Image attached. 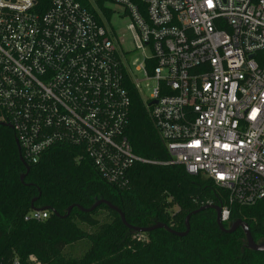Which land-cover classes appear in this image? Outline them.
<instances>
[{
	"label": "built area",
	"instance_id": "built-area-1",
	"mask_svg": "<svg viewBox=\"0 0 264 264\" xmlns=\"http://www.w3.org/2000/svg\"><path fill=\"white\" fill-rule=\"evenodd\" d=\"M108 3L129 20L133 48ZM142 82L154 83L149 96ZM132 90L166 162L128 139ZM0 125L27 164L70 146L120 188L137 164L183 165L227 192L228 223L233 205L264 202V0H0Z\"/></svg>",
	"mask_w": 264,
	"mask_h": 264
},
{
	"label": "trees",
	"instance_id": "trees-1",
	"mask_svg": "<svg viewBox=\"0 0 264 264\" xmlns=\"http://www.w3.org/2000/svg\"><path fill=\"white\" fill-rule=\"evenodd\" d=\"M131 95L127 136L134 151L152 161H168L141 96L135 90ZM79 154L70 146L53 147L37 164L27 165L22 181L27 166L16 134L0 125V264H264V251L247 247L242 228L223 232L212 208L194 214L227 197L204 175L190 174L183 165L137 164L128 185L120 188L107 183L89 159L78 161ZM100 200L117 207L127 224L106 203L91 213L82 211ZM33 207L48 209V218L26 221ZM189 215L185 237L166 228L135 230L163 224L183 233ZM238 220L248 224L256 243H264V202L233 205L224 226Z\"/></svg>",
	"mask_w": 264,
	"mask_h": 264
},
{
	"label": "water",
	"instance_id": "water-1",
	"mask_svg": "<svg viewBox=\"0 0 264 264\" xmlns=\"http://www.w3.org/2000/svg\"><path fill=\"white\" fill-rule=\"evenodd\" d=\"M5 127H8L11 129V126L9 125H3ZM16 143L18 145V148H19V152H20V155H21V159L22 161L24 162V164L27 166L28 164L25 162L23 156H22V152H21V148H20V145H19V142L18 140L16 139ZM29 173V167L27 166L26 167V173L21 177V180L24 181L27 174ZM103 203H106L108 204V206L113 209L114 211L118 212L123 220V222L125 224L126 223V219H125V216L124 214L117 208L115 207L114 205H112L111 203L105 201V200H100L99 202L95 203L91 208L89 209H82V211L84 212H88V213H91L93 211H95L101 204ZM74 208V206H71L69 209H68V212L67 214L64 216V218L68 217L72 211V209ZM208 208H212L216 211L217 213V222H218V225L220 227V229L225 232V233H228V234H231L233 232H235L237 229L239 228H242L246 234V238H247V247L251 250H254V251H258V252H261V251H264V243L262 244H258L254 241V239L252 238V235H251V232H250V228L248 226L247 223H245L244 221L242 220H238V221H235L232 223V225L229 227V228H226L224 226V224L222 223L221 221V210H222V206L220 205H208V206H204L202 208H200L199 210H197L196 212H194V214H197L198 212H201L205 209H208ZM33 210H39L38 208H35L33 207L32 208ZM42 211H46L48 209L46 208H41ZM190 218H191V215H189L186 219V225H187V230L186 232H183V233H179V232H176V231H173L171 230L169 227H166L165 225L163 224H156L150 228H146V229H138V228H135L136 231H140V232H151L153 230H156V229H159V228H166L170 233L174 234V235H177L179 237H185L189 234L190 232Z\"/></svg>",
	"mask_w": 264,
	"mask_h": 264
},
{
	"label": "rangeland",
	"instance_id": "rangeland-1",
	"mask_svg": "<svg viewBox=\"0 0 264 264\" xmlns=\"http://www.w3.org/2000/svg\"><path fill=\"white\" fill-rule=\"evenodd\" d=\"M109 7L114 10V13L112 14V24L116 30V33L121 41L124 42V44L127 46V48H133V45L131 44V36L130 33L127 30V25L129 20L121 14L122 9L120 6L115 5L113 3H108ZM140 78L143 76L141 74H138ZM147 84H149V87H147ZM154 86V83L152 82H142V88L143 93L146 96H149L151 93L150 89ZM175 210L177 208L175 207Z\"/></svg>",
	"mask_w": 264,
	"mask_h": 264
}]
</instances>
